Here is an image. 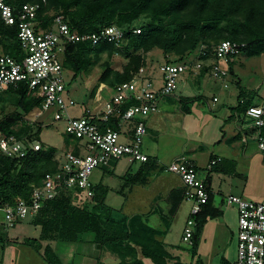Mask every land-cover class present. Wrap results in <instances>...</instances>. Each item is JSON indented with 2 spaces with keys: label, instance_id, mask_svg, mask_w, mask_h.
I'll list each match as a JSON object with an SVG mask.
<instances>
[{
  "label": "built area",
  "instance_id": "obj_1",
  "mask_svg": "<svg viewBox=\"0 0 264 264\" xmlns=\"http://www.w3.org/2000/svg\"><path fill=\"white\" fill-rule=\"evenodd\" d=\"M46 5L47 0H30L18 6L0 0V27L9 32L6 37L0 34V92L25 86L40 101L33 116L44 126L40 119L52 112L54 122L64 123L63 135L72 144L69 151L56 154V171L47 174L40 185H32L29 199L17 198L12 206H0L4 216L2 227L6 232L36 218L48 203L63 194L93 198L96 185L92 177L98 169L108 170L114 162L124 158L133 163L149 162L144 152L145 138L149 134L146 118L157 114L162 101L175 95L182 77L190 71L206 70L213 80L229 89L233 78L230 65L237 62L246 47L244 43L228 40L210 49L202 46L195 58L160 64L158 78L156 69L151 72L146 62L131 81L115 87L101 85L91 97L92 105L83 108L80 116L72 117L70 110L77 107L78 102L67 85L64 62L69 46L90 43L97 47L109 43L119 47L125 34L117 26L94 33L73 31L61 14L53 16L45 27L40 12ZM134 33L140 34L141 30L136 29ZM4 41L16 45L13 53L4 47ZM217 102L215 97L213 103ZM241 104H245V100ZM235 119L241 123V130L255 131L251 136L244 134V142L255 137L264 153V98L247 106L243 112L237 111ZM24 121L29 123V118L24 117ZM42 148L39 141L20 140L15 135L0 137V158L21 161ZM221 162V158L212 159L207 171L211 172ZM166 170L182 179L183 198L191 203V215L184 230V241L190 242L197 226L191 217L203 211L210 201L211 191L200 177L198 166L187 156L176 159ZM226 205L238 211L235 264H264V201L252 202L228 195Z\"/></svg>",
  "mask_w": 264,
  "mask_h": 264
},
{
  "label": "trees",
  "instance_id": "obj_2",
  "mask_svg": "<svg viewBox=\"0 0 264 264\" xmlns=\"http://www.w3.org/2000/svg\"><path fill=\"white\" fill-rule=\"evenodd\" d=\"M8 1L11 5L18 6L30 0ZM57 14L65 17L73 31L94 33L117 26L125 34L119 47L109 43L97 47H92L90 43L69 46L64 66L67 72H73L71 80L89 70L92 56L99 57L104 53L110 58L114 54L124 53L129 59L124 72L116 74L112 84H107V77L111 73L107 69L101 84L110 87L131 81L133 75L146 65L143 54L156 48L165 54L174 53L179 56L180 59L166 60L175 63L191 59L202 46L210 49L213 46L212 40L218 39L246 44L242 53L245 52L250 57L264 55V0H47V5L40 12V17H44L46 22L45 27ZM143 17L149 21L137 26L135 23ZM136 29L141 30V33H134ZM0 34L6 37L9 32L0 27ZM3 45L11 53L16 49V45L8 41H4ZM235 63L229 68L232 76H235ZM236 85L239 89L238 105L232 110L243 112L247 106L255 103L256 98L241 86L240 81ZM4 94L10 95L17 111L0 122V137L15 135L20 140L40 141L37 138L42 134V124L35 127V124L24 121L26 115L40 107V101L22 85L17 89L11 87L0 92V99H3ZM242 100H245V104H241ZM19 123L23 127L16 131L14 127ZM254 132L251 130L249 135ZM71 144L68 139V145ZM58 152L55 147L43 146L40 151L31 153L21 161L0 158V206H12L17 198L29 199L32 185H40L47 174L56 171L54 158ZM150 169L149 161L134 176L130 171L127 172L124 177L126 184L145 183L148 179L146 173ZM109 192L108 187L95 186V196L83 208L72 205L71 198L76 197L73 193L63 194L46 205L36 217V223L41 226L44 224V236L55 232L59 241L64 243L84 242L83 235L90 234L91 242L96 246L100 245L101 250L106 248L116 254L121 259L120 264H143L138 260L136 247L141 248L142 255L154 264H168L169 260H174L164 244L157 239V231L142 224L140 218H114L115 210L106 203ZM213 199L211 192L210 201L203 211L191 217L197 223L198 232L210 219L220 215L213 209ZM45 216L46 223L41 221ZM197 236L198 233L194 231V242L190 250L197 258L196 264H202L197 252ZM23 244L37 252L44 249L46 264H65L52 246L43 248L40 240L27 238ZM127 257L132 258L130 263L127 262ZM174 264L183 263L178 260Z\"/></svg>",
  "mask_w": 264,
  "mask_h": 264
},
{
  "label": "rangeland",
  "instance_id": "obj_3",
  "mask_svg": "<svg viewBox=\"0 0 264 264\" xmlns=\"http://www.w3.org/2000/svg\"><path fill=\"white\" fill-rule=\"evenodd\" d=\"M149 21L148 18L143 17L135 24L142 26L144 23ZM223 39L212 40L213 45L222 41ZM146 62L156 69V78L159 77V65L168 59L176 60L180 59L174 53L165 54L161 49L156 48L148 53L143 54ZM197 56L196 53L192 55V58ZM92 65L89 70L78 78L71 80L73 72L68 71L66 78L69 80L68 90H70L72 97L78 102V106L70 110L72 117L80 116L83 112V108L92 105L91 97L93 92L100 87L103 76L107 74V69L111 70V73L107 77V84L115 82L116 74H122L125 67L129 63V59L126 54H114L113 57H109L107 53L101 54L99 57L92 56ZM158 69V70H157ZM235 76L230 80L229 89H223L224 94L220 93L221 101L219 105L224 109L223 114L216 117L215 114L210 110L207 99L195 100V108L192 113H186L184 118V112L178 111L176 114L172 109L169 113L175 114L171 117L165 115L167 112L168 105H174L180 107V99L172 100V104H168V101L161 106L160 113L157 115V124L161 129L160 134L154 135L151 138V134L145 138L146 146L152 148L148 150V154L152 158H157L163 162L151 163V169L146 173L148 174L147 186L138 184L134 186V193L130 196L122 197L119 194H111L108 196L107 205L114 207L117 210L114 212V218L120 219L124 216H131L132 214H144L145 212L157 211L158 213L151 214L155 219H159L160 223L163 221L162 215L159 213L163 210L164 206L161 204V198H164L168 194L170 188H176L177 186H183L182 179L166 169L173 162V158L182 156L186 151L187 155H194L197 161V165L200 167V171L203 180L207 183L211 192L213 193V209L217 212H224L225 221L228 222L227 227L222 228L220 225V216L213 218L212 223H205L201 230L198 232L195 228L197 236V252L204 249L209 253V249L215 248L222 244V250L225 252L226 259H229L230 264H235L238 256V211L236 207L227 208L226 197L230 194H235L244 200L252 202L264 201V153L258 147L257 140L255 137L249 140V143L238 144V152L241 150L240 156H233L231 147H228L227 134L224 141L219 142L223 133L227 130H221V124L225 125L224 115L228 112V102H235L238 100L239 89L236 85L237 80H241L242 87L247 90H254L256 102H260L261 98H264V55L258 57H250L247 53L243 52L235 63ZM188 85V81L184 80L177 90V94L180 95L182 89ZM109 86V85H107ZM218 92V91H216ZM253 92V91H252ZM227 93H231L233 96L227 97ZM210 94V93H209ZM207 94L208 98L212 100V94ZM222 94V95H221ZM185 96V94L183 95ZM3 99H0V122L7 116L17 111L13 99L8 94H4ZM233 101V102H234ZM225 105V106H224ZM169 109V108H168ZM154 116V117H155ZM29 118V123L35 124L38 127L39 120L33 116L32 113L26 115ZM217 118L219 121H217ZM44 126L42 127V134L37 138L39 142L46 147H55L60 153L69 151L71 146L68 145V138L63 135L65 125L64 123L54 122L52 112L45 113L40 119ZM24 124V123H23ZM241 124V123H240ZM22 124L19 123L14 127L16 131L22 128ZM36 131V130H35ZM264 135V128L262 129ZM155 137H158L155 139ZM190 144L188 145L189 140ZM197 144L196 151L191 152L192 147ZM188 145L186 149L185 146ZM230 145V144H229ZM214 155V159H218L220 156L223 161L214 167L213 171L208 172V164L211 161V156ZM117 173L124 168L128 163L136 164L131 162L128 158L122 160ZM119 162V161H118ZM136 165L133 167L131 174L134 176L135 170L138 168ZM109 170L98 169L94 172L92 182L98 184L102 180H107L109 176ZM232 175V176H231ZM125 175L117 179L111 186L119 189L122 185V189L125 188L126 180ZM1 179V176H0ZM109 188V187H108ZM169 188V189H168ZM111 189V188H109ZM72 205L78 207H86L92 201V198L88 199L80 195L79 197H72ZM125 204V206H124ZM125 208V209H123ZM123 209V210H122ZM191 209V203L184 201L180 211H178L172 220V223L163 221L161 224L166 230L169 231V242L175 245H181L187 247L188 242L184 241V230L187 223L188 215ZM222 209V210H221ZM0 231L2 229L1 223L4 221V216L0 214ZM167 217V216H165ZM162 219V220H161ZM171 219V218H170ZM37 218L28 219L15 228L9 230L5 234L6 241L8 239H24V238H38L43 243V247L48 243L49 245H55L59 241L58 235L54 232L49 236H44L43 226L36 223ZM42 222H47V216H45ZM153 222V221H152ZM219 222V223H218ZM151 225V222L149 223ZM85 241H91L92 235H83ZM40 237V238H39ZM47 237V238H46ZM43 240V241H42ZM80 243H60V248L63 250L71 249L73 253L63 255L65 262L78 263L83 258V252L86 250L92 251L94 246L89 242ZM60 242V241H59ZM194 239H191L189 243L193 244ZM5 242L4 244H6ZM3 243L0 242V260L3 256L2 247ZM24 246V247H22ZM93 246V247H92ZM190 247V246H188ZM14 248V249H12ZM87 248V249H86ZM98 248V246H97ZM198 248L200 250L198 251ZM12 249V250H11ZM106 249V248H105ZM96 251V250H95ZM9 252V255H8ZM191 258V255L188 256ZM3 264H43L44 262L39 257L36 250L29 246L21 245L19 249L15 247H9L5 259L2 261ZM151 264V262H149Z\"/></svg>",
  "mask_w": 264,
  "mask_h": 264
},
{
  "label": "crops",
  "instance_id": "obj_4",
  "mask_svg": "<svg viewBox=\"0 0 264 264\" xmlns=\"http://www.w3.org/2000/svg\"><path fill=\"white\" fill-rule=\"evenodd\" d=\"M149 67H150L151 72H155V67L152 68L150 65H149ZM184 80L188 81V85H186V87L182 89L183 93H180V95H178L176 92L173 97H170V98L163 100L161 105H160V109H161V106L164 103H166L167 101H168V104L169 103L172 104V100L177 99V98H178V100L180 99L179 103H181L180 104L181 106L176 107L174 105H171V106L168 105L169 109L168 108L166 109L168 111L164 113L165 115H168L169 117L175 115V114L169 113L172 109L176 114H178L177 113L178 111L184 112L183 117L185 118L187 116L186 113L189 114V113H192V111H194V108L196 106L194 101L196 99L200 100V99H204V98L207 99L208 106H209L210 110L215 114L216 117L223 114L224 109L219 105V103L221 101L220 93L222 91H224L223 90L224 88L222 87L220 82L213 80L210 77V75L208 74V72L203 71V70L200 73H195V72L190 71L188 74H186L182 77L180 84ZM237 81H241V80H237ZM241 86H242V83H241ZM216 91H218V92H216ZM247 92H249L250 94H253V95H255V93H256V92H254V90H247ZM209 93L212 94V100L210 98H208V96H207V94H209ZM222 93L224 94V92H222ZM184 94H185V96H183ZM226 96L230 97L233 95L231 93H227ZM215 97L218 99L217 103H213V99ZM233 101L234 100H232V102H228L229 104L226 105L228 107V112H227V114L224 115V119H225L224 121L226 123H224L225 125L221 124V130H224V131L226 129L227 130L223 133L224 135L219 142H221V144H222V142L226 138L227 134H229L230 137H228L229 139L227 142L228 147H231L232 153H234L233 156L236 157V156H240L241 152L243 153V151H241V150L239 152H238V150H236V149H238V144L240 142L242 144H247L244 142V134H246L247 136H251V135H249L250 131L241 130L240 124L237 123V121L235 119V113L237 111H233L232 109L238 105V100L236 102L235 101L233 102ZM159 113H160V111L157 114H159ZM154 116L155 115H150L149 117L146 118V123L148 125L149 135L151 134V138H153V136H152L153 134L156 135V134L161 133L160 131H158V129L160 130L161 127H159L157 124V115L155 117ZM217 121H219L218 118H217ZM157 138L158 137H155V139H157ZM190 141H192V140L191 139L189 140L188 145L190 144ZM188 145H186L184 149H186L188 147ZM196 147H197V144H195L192 147L193 150L191 152L196 151V149H195ZM148 150H152V148H150L149 146H146V141H145L144 152L149 156V161L151 163H154L153 165H155L156 163H159V162L160 163L163 162L160 159L152 158L148 154V152H147ZM182 156H187L190 160H192L197 165V161H196L194 155H191V154L187 155L186 151H185ZM182 156H177L176 158H173V161H175L176 159H178ZM218 157L224 159L223 156L219 155ZM212 159H214V155L211 156V160ZM121 162L122 161L114 162L112 164V166L108 169L109 171H111V170L112 171L111 172L108 171L110 174H109L107 180L104 179L101 182H99L98 184L94 183V185H96V186L102 185V186L111 188L110 192L107 195L106 203H107L108 196L111 194H119L122 197H125L124 199L126 200L127 199L126 196L128 197L134 193V190H135L134 186L135 185H126L124 189H122V185H120L119 186L120 188L117 190L114 188L115 186H111L112 182L114 183L117 179H119L123 175H126L127 172L130 171V173H131L132 170L135 169L133 166L136 164L131 165V163H128L124 166V168H122V170L120 172L117 173L119 164ZM136 166L138 168L135 170L134 173H138L140 171V169L144 166V164L137 163ZM198 168L200 171L199 166H198ZM201 176H202V174L200 171V177ZM201 178L203 179V177H201ZM148 184H147V182H145L142 184V186L143 185L147 186ZM230 195H235V194H230ZM235 196H237V195H235ZM184 201H185V199L183 198V186H177L176 188H170L168 190L167 196L164 198H161V202H162L161 204L164 206V208L159 213L162 215L163 221H167V223H170V225H171L172 220L174 219L176 213L178 211H180ZM213 202H214V199H213ZM213 202H212V204H213ZM124 206H125V204H124ZM229 207H231V206H227V208H229ZM112 208L115 211L117 210L114 207H112ZM123 209H125V208H123ZM153 213H158V210L157 211H153V210L150 211L149 210L148 212H145L144 214H132L131 216H125V217H128L129 219L140 218V221L142 224H144V225L148 226L149 228L157 231V233H158L157 239L164 244L165 249L172 255V257L174 259V260H169L168 264H174L178 260L183 264H196L197 258L192 255L191 250H190V248H192L193 244L191 245V243L188 242L187 247H185V246H181V245H175V244H172V242H169V231H170L169 227L170 226L167 227V229L165 230L161 224L163 221L160 223L159 219H155V217H152L151 214H153ZM219 213H220V215H219L220 216V225L222 228H225V227H227L228 222L225 221L224 212H219ZM190 215H191V209H190V212L188 215L189 216L188 219L190 218ZM165 216H167V217H165ZM0 219H1V217H0ZM188 219H187V221H188ZM150 222H151V225L149 224ZM212 222H214L213 219H210L209 223H212ZM2 224H3V222L1 223V227H2ZM237 229H238V225H237ZM4 232H6V231H4L3 227H2V229L0 231V242L3 244L5 242H7V243L4 244V246L2 247L3 256H2V259L0 261L5 259V255L7 254L9 247H15V248L19 249L21 247V245H24L23 244L24 240L27 239V238H24V239L15 238V239H11V240L8 239L6 241ZM30 239H37L38 240V238H30ZM85 242H89L90 244H92L94 246V249H92V251H90L89 249L84 251L82 254L83 258L78 263L65 262L63 255L69 254V256H70L73 253V251L71 249H68V250L61 249L59 246H60V243H62V242L58 241L57 243H55V245H50V246H52V248L56 250V252L58 253V255L60 256V258L62 259V261L65 264H120L121 263V259L116 254L112 253L109 249H102L101 250V247L97 248V246H99V245L96 246L91 241H85ZM47 245H49V244L46 243L45 246H47ZM188 246H190V247H188ZM22 247H24V246H22ZM12 249H14V248H12ZM136 249H137V254H138V260L142 261L143 264H150L149 262H151V264H154L152 260L147 259L142 255V249L141 248L136 247ZM199 250H200V248H198V251ZM209 250H210L209 253L207 251H205L204 249H202V250H200V252H198V257H200L202 264H230L229 259L228 258L226 259L224 250H222V244L218 245L215 248L209 249ZM43 251H44V249H42L41 252H37V253L39 254V257L42 259V261L44 262L43 264H46V261L44 259V255H43L44 254ZM8 255H9V252H8ZM190 255H191V258L188 257ZM126 260H127V262L130 263L132 261V258L127 257ZM0 264H3V262H0Z\"/></svg>",
  "mask_w": 264,
  "mask_h": 264
},
{
  "label": "water",
  "instance_id": "obj_5",
  "mask_svg": "<svg viewBox=\"0 0 264 264\" xmlns=\"http://www.w3.org/2000/svg\"><path fill=\"white\" fill-rule=\"evenodd\" d=\"M101 246L99 245L98 248H100Z\"/></svg>",
  "mask_w": 264,
  "mask_h": 264
}]
</instances>
